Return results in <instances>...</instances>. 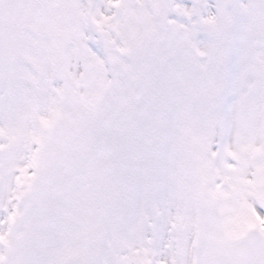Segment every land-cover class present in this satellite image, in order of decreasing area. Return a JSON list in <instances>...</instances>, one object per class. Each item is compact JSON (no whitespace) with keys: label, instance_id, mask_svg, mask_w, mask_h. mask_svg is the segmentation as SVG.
Listing matches in <instances>:
<instances>
[{"label":"snow or ice","instance_id":"obj_1","mask_svg":"<svg viewBox=\"0 0 264 264\" xmlns=\"http://www.w3.org/2000/svg\"><path fill=\"white\" fill-rule=\"evenodd\" d=\"M0 264H264V0H0Z\"/></svg>","mask_w":264,"mask_h":264}]
</instances>
